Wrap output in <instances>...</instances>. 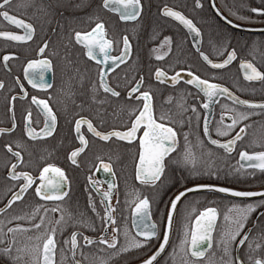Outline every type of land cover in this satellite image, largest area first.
I'll return each mask as SVG.
<instances>
[{
  "label": "flooded vegetation",
  "instance_id": "af4514ba",
  "mask_svg": "<svg viewBox=\"0 0 264 264\" xmlns=\"http://www.w3.org/2000/svg\"><path fill=\"white\" fill-rule=\"evenodd\" d=\"M216 85L230 97L210 99ZM236 99L264 103V0H0V264H136L182 189H263L264 169L240 158L264 153V107ZM142 199L151 239L132 225ZM214 204L252 216H225L236 243L214 245V230L192 259L193 219L215 208L217 226ZM247 230L240 260L264 264V197L185 196L154 264H236Z\"/></svg>",
  "mask_w": 264,
  "mask_h": 264
},
{
  "label": "water",
  "instance_id": "95a60500",
  "mask_svg": "<svg viewBox=\"0 0 264 264\" xmlns=\"http://www.w3.org/2000/svg\"><path fill=\"white\" fill-rule=\"evenodd\" d=\"M96 31H93L91 34L87 35L86 39L83 40L84 44L88 45L89 41H91L95 36L100 38V35L97 34ZM95 35V36H94ZM90 56L96 61L101 63V59L98 57V55H94L90 53ZM107 58V56H105ZM121 61H124V58H118V59H111L109 60L107 58V63H110L114 66H116ZM226 62H223L221 64H216L214 66L216 67H223ZM105 72H103L104 76ZM104 82V79H103ZM208 97L210 95V99L214 98L216 99L220 95H224L225 97H230V93L221 86H213L211 90L208 92ZM207 97V98H208ZM237 100V99H236ZM238 103H240L243 106H247L250 108H259L264 107V103H255V102H249V101H240L237 100ZM148 104L145 103V106L143 108V111L139 115L138 119H140L141 115H146L148 112ZM136 120V121H137ZM136 121L133 125L136 124ZM133 130V127L132 129ZM127 133H119V132H113V135L118 139H127ZM109 135L104 136L107 138ZM241 166L244 168H252L257 170H263L264 169V153L259 154H252V155H244L241 154L240 158ZM196 193H213L216 195L232 198V199H238V200H253L260 197H264V188L263 189H256V190H239L235 188L215 185V184H196L188 186L181 191H179L170 201L164 227H163V233L161 240L158 244V246L155 248V250L144 260L136 263V264H154L164 253L166 250L170 239H171V233H172V226H173V219L174 215L177 209L178 204L180 201L188 195L196 194ZM141 216L146 217L150 220L149 216V204L146 201V199H142L139 201L132 211V225L134 229L136 230L139 237L144 239H151L153 238L155 233V225H151L150 227L154 228V232L152 234L146 235L143 234L140 230L142 225L138 222H136L137 219H139ZM109 217V214L107 213V218ZM146 219V220H147ZM218 220V212L215 208H206L204 210H201L198 215L193 219L192 226H191V232H190V238H189V244H188V253L189 256L192 259L200 260L202 259L206 252L211 248L212 245V236L213 232L215 230V226ZM249 233V230H247L241 238L237 242L236 246V264H242L240 257L238 255L239 249L242 246V244L245 242L247 235Z\"/></svg>",
  "mask_w": 264,
  "mask_h": 264
},
{
  "label": "rangeland",
  "instance_id": "374dc122",
  "mask_svg": "<svg viewBox=\"0 0 264 264\" xmlns=\"http://www.w3.org/2000/svg\"><path fill=\"white\" fill-rule=\"evenodd\" d=\"M220 206V205H219ZM247 208H245L244 206H239V205H235V206H229V207H220V211H222V213L221 214H223L224 212L226 213L227 212V215H231V214H236V213H238V212H240L241 214H244L246 217H249L251 214V212L248 214V216L246 215V210ZM226 215V216H227ZM252 216V215H251ZM250 216V217H251ZM249 217V218H250ZM225 226H226V222H225ZM237 227H234V232H233V234H224L223 232H222V234H224V235H227V236H225V237H222L221 238V241H220V243H227V244H231V245H234L235 243H236V240L238 239V237H239V235H240V233H239V230H241L240 228L238 229H236ZM187 237L188 236H186L185 237V239H184V247L186 246V243H187ZM229 238L230 239H234V242L233 243H229ZM218 244V243H217ZM218 259V258H217ZM222 264V262L220 261V260H216V261H211L210 262V260L208 259H206L205 261H203L202 263H199V264ZM229 264V263H228ZM230 264H232V262L230 263Z\"/></svg>",
  "mask_w": 264,
  "mask_h": 264
},
{
  "label": "trees",
  "instance_id": "16d2710c",
  "mask_svg": "<svg viewBox=\"0 0 264 264\" xmlns=\"http://www.w3.org/2000/svg\"><path fill=\"white\" fill-rule=\"evenodd\" d=\"M235 205H238V204H235ZM212 206H215V207L220 209V207H218L219 205H217V204H214ZM219 212H220V214L222 213V211H220V210H219ZM226 215H227V212L226 213L224 212L223 214L220 215L218 224H217L216 229H215L214 237H213L214 245L217 244V243L219 244L220 241H221V238L227 236V235L222 234V229L224 228L225 222H226L225 221V218H226L225 216ZM259 221L260 220L252 221V228H254V227L255 228H254V230L251 231V233H250V235H249V237L247 239V242H249V241H253V242L254 241H258V233H257L258 229L257 228H258ZM233 242H234V239H230L229 238V243H233ZM241 252H240V254H241ZM232 264H233V262H232Z\"/></svg>",
  "mask_w": 264,
  "mask_h": 264
}]
</instances>
